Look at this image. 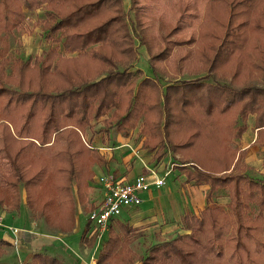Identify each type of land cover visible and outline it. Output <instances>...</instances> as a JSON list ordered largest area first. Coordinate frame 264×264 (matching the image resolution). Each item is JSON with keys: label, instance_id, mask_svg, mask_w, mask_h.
Masks as SVG:
<instances>
[{"label": "rangeland", "instance_id": "374dc122", "mask_svg": "<svg viewBox=\"0 0 264 264\" xmlns=\"http://www.w3.org/2000/svg\"><path fill=\"white\" fill-rule=\"evenodd\" d=\"M118 1L122 12V26L116 27L114 24L113 34L107 40L85 46L81 51H65L57 42L61 37L59 32L46 37L48 28L52 25L51 21H47L50 16L46 14L64 17L71 7L77 8L98 0H69L54 8H48V5L31 10L21 7L19 25L3 37L8 57L31 60L30 66L33 63L40 65L41 54L53 53L47 73L54 75L52 69L58 64L64 77L53 80L48 76L47 85L51 84L48 87L51 91H64L76 85L95 82L115 72L125 73L131 96L136 91L140 93L133 106L134 112L138 111L141 116L138 114L140 118L134 120L131 128L120 124L122 118L126 119V111L132 107V100L129 98L127 108L124 104L117 110H109L96 118L89 117L87 127L82 132H76L84 146L97 153L101 148L113 147L124 141H128L131 147L128 151H113L110 155L112 159L108 158L107 152L103 151L101 156L98 154L102 160L107 159L106 164L94 166L93 178L84 182L83 186L80 184L78 189L71 184L68 204H64L66 200L60 202L58 212L51 215L49 220H43L37 212L30 214L28 210L25 211V193L21 186L16 212L10 208L13 205L11 201L6 200L0 205V217L2 216L5 226V229H0V240L14 239L6 228L20 231L15 246L6 242L8 246L0 247V264H25L30 261L33 253L55 257L63 264H88L92 255L96 258L98 250L94 248L95 241L88 247L93 239L89 235L90 227L85 233L87 244L81 243V234L88 221L87 213L99 200L96 179L111 168L115 169V174L122 172L125 176L131 168L133 172L138 171V159H134L133 164H126L123 160L127 152L133 155L137 148L148 159V165H163L171 160L176 169L180 168L179 176L185 180L186 174L183 171L196 166L173 155L171 148L184 144L195 132L210 131L215 98L211 97L207 88L210 91L212 87L224 84L237 90L249 85L262 87L264 84V22L260 21L255 28L246 25L234 2L229 5L220 0ZM9 2L12 6L15 5L14 0ZM117 7L118 5H105L102 7L105 9L100 8L97 15L85 20L75 30L64 33L83 34L114 17L113 11ZM12 19L13 17L10 18ZM227 32L232 34L225 38ZM223 40L226 43L220 50L226 51L224 54L219 51L220 57L217 58L216 50ZM201 44L205 45L204 51L200 50ZM121 50L124 54L120 53ZM60 58L65 59L67 64H59L57 61ZM44 66L47 65L44 63ZM28 89L37 90L33 87ZM20 113L23 114L22 111ZM251 118L254 122L255 114L240 118L237 112H233L229 117L230 129L242 124L246 131ZM145 123L149 126L144 127ZM251 126L252 132H255L253 140L249 142L251 159L246 158L248 149L243 151L235 167L229 168L223 175L243 174L264 183V129L258 132L253 124ZM118 130H124L126 134L123 135ZM68 131L73 132V129L65 124L59 131L61 137L51 139V136L49 145L51 143V147L57 150L64 149L65 143L72 140ZM8 134L14 135L10 128ZM214 137L217 138V135ZM238 139H231L229 148L237 151ZM244 141V144H248L247 140ZM17 146L14 145L13 148ZM150 148L153 150L147 153ZM2 159L0 155V176L5 177L7 164ZM24 167L25 170L29 169L25 164ZM174 182L178 183L179 180L176 178ZM229 195L230 191L226 187L217 188L210 194L208 202L224 207ZM123 219L120 215L114 218V222ZM138 224L126 223L135 232L129 233L130 238H127L128 242L123 248L125 253L121 251L119 256L110 257L109 264H140L139 260L147 255L152 246L188 233L181 229L180 223V228L172 235L160 237L159 233H148L145 230L146 223ZM110 229L113 234L122 236L115 225L111 224L101 237L98 249L106 242ZM178 231L180 232L177 233ZM23 232L29 235L23 236Z\"/></svg>", "mask_w": 264, "mask_h": 264}, {"label": "trees", "instance_id": "16d2710c", "mask_svg": "<svg viewBox=\"0 0 264 264\" xmlns=\"http://www.w3.org/2000/svg\"><path fill=\"white\" fill-rule=\"evenodd\" d=\"M14 1L15 5L12 6L9 0H0V155L7 164L5 177L0 176V205L6 200L11 201L13 205L10 208L16 212L21 186L29 213L37 212L46 221L58 212L60 202L66 200L65 204L69 201L72 185L77 189L80 184L83 186L84 182L93 178L94 166L106 164L94 149L81 143L76 132H82L87 127L89 117L96 118L109 110H117L129 98L132 100V107L126 111V119L122 118L120 124L131 128L134 120L141 116L138 111L134 112L133 106L140 93L136 91L131 96L126 83L127 77L123 72H115L98 81L76 85L64 91H51L48 88L51 84L47 85L48 79L61 80V76L64 77L58 64L52 69L54 75L47 73L53 53L41 54L40 65L33 63L30 66L31 60L8 57L3 37L19 25L21 7L27 10L42 5L54 8L69 0ZM220 1L229 5L234 2L241 11L243 21L251 28L257 27L260 21L264 22V0ZM105 5H118L113 11L114 17L83 34H66L97 15ZM71 8L64 17L46 14L50 16L47 21L52 22L46 37L59 32L61 37L57 42L67 52L81 51L85 46L100 44L113 34L114 24L116 27L123 24L118 0H98L96 3ZM228 8L230 10L231 6ZM231 34L232 32H227L225 38ZM225 43L223 40L218 46L217 58ZM199 47L204 51V44ZM225 51L222 50L221 53L224 54ZM120 53L124 54V51L121 50ZM57 62L67 64L62 58ZM29 87L37 90H30ZM207 92L215 98L210 131L195 132L184 144L171 148L173 155L196 166L183 171L186 174L185 182L191 186L208 187L206 205L196 215L181 216V229L187 234L152 246L147 255L139 260L140 264H264V183L243 174L223 175L229 168L235 167L243 154L229 148L230 140L240 138L245 131L242 124L230 129L231 114L237 112L240 118L255 114L253 126L258 132L264 129V84L262 87L249 85L237 90L222 84L220 87H212L210 91L207 88ZM65 124L73 129V132L67 133L72 140L65 143L64 149L57 150L51 147V143L49 145L50 137H61L59 131ZM147 125L149 126L145 123L144 127ZM8 128L12 130L13 136L8 134ZM118 131L126 134L124 130ZM216 135L217 138L214 137ZM14 145H18L17 148H13ZM151 150L153 149L146 152ZM24 164L28 170L24 169ZM176 170L179 171L180 168ZM223 187L230 191L227 204L221 207L208 202L210 194ZM115 227L122 236L118 235V238L110 229L106 242L98 249L94 264H109L110 257L119 256L125 250L123 248L128 242L127 238H130L129 233L135 232V229L119 221L115 223ZM87 229L88 222L81 234L82 244L88 243L85 235ZM91 240L88 247H91L94 238ZM6 246L8 244L0 240V247ZM25 264L63 263L55 257L33 253L30 261Z\"/></svg>", "mask_w": 264, "mask_h": 264}, {"label": "crops", "instance_id": "0c3cea01", "mask_svg": "<svg viewBox=\"0 0 264 264\" xmlns=\"http://www.w3.org/2000/svg\"><path fill=\"white\" fill-rule=\"evenodd\" d=\"M252 124H253V118L250 119L248 125L251 126ZM249 126L247 130L240 136V138L237 140L238 142L236 143L238 151L243 152L248 149L246 155L247 160L248 158L251 159L250 155L252 153V150H249L250 149L249 142H251V140H253V137L255 136V132L254 133L252 132V126L251 127ZM244 139L248 141V144H244L245 142ZM127 143L129 142L124 141L116 146L107 147V149H113V148L116 149L110 151L108 150L105 151L103 150V151L107 152L108 158L112 159L110 155L111 153H113V151L116 152L122 150L128 151L126 147H119L123 145H128L129 147H131L130 143L129 144ZM103 151L102 148L99 149L98 154L101 156ZM134 152L135 153H133V155L127 152L126 154L127 156L124 157L123 160L126 164H128V163H132L134 159H138L140 166V169L138 171L133 172V169L131 168L129 173H127L125 176L122 174V172L115 174V169L111 168L110 170H108L109 173H112L113 175L123 178L124 181L130 182L137 175L144 173V167L152 166V165H148L149 163L148 159H145L142 156V153H140L141 152L140 149L138 150L137 148H135ZM131 155L133 157H131ZM169 162H171V160H168L163 164H167ZM158 170H160V168H158ZM176 178L179 180L178 183L174 182ZM207 190L208 187L206 186H194V185L191 186L190 184L186 183L185 180H182L181 176H179V172L176 170V168H174L171 172V175L167 178L164 186L161 189L156 190L151 188L149 192L140 194L139 206L135 207V209L124 210L121 213L124 219L120 220L119 222L125 224L126 223L131 224L135 222H137V224L146 223L147 227L145 228V230L148 233L156 232L159 233L160 237H164L165 235H172L180 228L181 216L196 215L199 211H201L205 207L206 205L205 195ZM100 200H101V192L99 190V200L95 204V206H97ZM24 209L25 211L27 210L26 208ZM116 222L110 223L109 228L111 224L115 225ZM179 232L180 231H178L177 233ZM22 234L23 236L24 234L29 235V233H24V232ZM2 240L7 242L8 244L10 243V240H8L7 238H4Z\"/></svg>", "mask_w": 264, "mask_h": 264}, {"label": "built area", "instance_id": "2783aa9c", "mask_svg": "<svg viewBox=\"0 0 264 264\" xmlns=\"http://www.w3.org/2000/svg\"><path fill=\"white\" fill-rule=\"evenodd\" d=\"M119 147L130 149L128 145ZM103 150L110 151L111 149L103 148ZM174 168L173 162L144 167V173L137 175L130 182L109 172L97 178L96 185L101 192V200L86 216L90 227V238L93 237L95 241L94 248L98 250L100 239L107 232L110 223L114 222V218L120 217L124 210L135 209L139 206L140 194L149 192L151 188L161 189ZM2 228L5 229L1 216L0 229ZM6 231L14 237L10 244L15 246L20 231L11 228H6ZM94 262L95 257L92 255L88 264H94Z\"/></svg>", "mask_w": 264, "mask_h": 264}]
</instances>
